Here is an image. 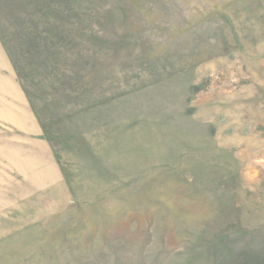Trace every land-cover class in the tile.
I'll return each instance as SVG.
<instances>
[{"label":"rangeland","instance_id":"rangeland-1","mask_svg":"<svg viewBox=\"0 0 264 264\" xmlns=\"http://www.w3.org/2000/svg\"><path fill=\"white\" fill-rule=\"evenodd\" d=\"M0 41L61 175L0 264H264V0H0Z\"/></svg>","mask_w":264,"mask_h":264},{"label":"crops","instance_id":"crops-1","mask_svg":"<svg viewBox=\"0 0 264 264\" xmlns=\"http://www.w3.org/2000/svg\"><path fill=\"white\" fill-rule=\"evenodd\" d=\"M60 182L50 146L0 41V208L18 194L44 192Z\"/></svg>","mask_w":264,"mask_h":264}]
</instances>
